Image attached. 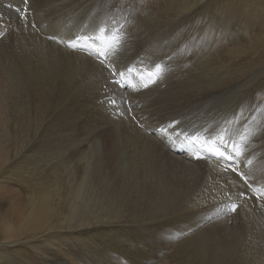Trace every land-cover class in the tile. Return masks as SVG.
Segmentation results:
<instances>
[{
	"label": "bare ground",
	"instance_id": "1",
	"mask_svg": "<svg viewBox=\"0 0 264 264\" xmlns=\"http://www.w3.org/2000/svg\"><path fill=\"white\" fill-rule=\"evenodd\" d=\"M143 1L29 0L26 26L16 11L22 0H0L1 80L15 99L13 133L7 145L0 138V154L8 158L0 162L1 177L37 175L49 184L24 194L13 237L79 232L101 242L100 249L124 251L127 234L135 241L134 261L93 248L108 264H264V102L256 101L264 67L213 76L206 58L219 34L232 36L231 58H240L264 46V29L245 39L205 16L206 0H170L175 18L148 24ZM203 18L209 21L201 25ZM115 21L124 25L123 47L101 64L98 29L111 34ZM79 34L92 40L78 50L48 39ZM109 61L141 73L160 64L164 72L148 87L136 75L117 87L108 84ZM106 93L127 104L115 112L103 103ZM172 122L174 130L160 131ZM222 129L229 144L220 147L233 160L205 149L196 159L190 149L170 146L184 142L183 133L210 140ZM245 131V142L230 136ZM233 147L243 154L235 156ZM232 203H239L235 213H217ZM10 259L2 264H17Z\"/></svg>",
	"mask_w": 264,
	"mask_h": 264
},
{
	"label": "rangeland",
	"instance_id": "2",
	"mask_svg": "<svg viewBox=\"0 0 264 264\" xmlns=\"http://www.w3.org/2000/svg\"><path fill=\"white\" fill-rule=\"evenodd\" d=\"M142 4L148 12H151L146 18L148 24L166 25L165 23L167 20L170 18L173 19V17L175 18V15L169 10L170 0H144ZM205 5V16L210 15V17H215V19L223 20V22L227 24V27L230 28L231 26V29L233 28V30L238 31L239 36L241 35L245 38L248 36V34H246L247 32L250 33V36H256L257 31L264 29V0H206ZM200 21L199 23L204 25L206 24L205 22L209 20L208 18H203ZM217 38L218 43L215 46L211 44L210 48L206 50V58L210 61L209 65L212 69L211 75L222 76L221 71L226 68L229 70L234 68L236 69L234 71H240V74H244L248 71L258 70V68L264 67V46H261V48L258 47L254 49V51L252 50L254 53L249 51L240 58H231L233 57L232 49L235 46V43H231L232 40H230L232 36L224 32L223 34H219L216 39ZM223 57L224 60L220 61ZM9 63H14V57H9ZM3 66L4 65L0 63V138H2L3 143L7 145L8 139L13 133L11 131L12 116L10 114L15 99L7 95L3 88V80H1V70ZM241 69L243 70L242 72ZM231 77L230 75L227 78ZM263 81L264 80H261L260 84L264 83ZM256 91L258 92L256 101L258 103H263L264 88H259ZM34 99L35 97L27 98L28 104H31ZM89 121L92 122L93 118H90ZM246 133V131L241 134L239 132V136L237 137L231 133L230 136H232L236 142L238 140L245 142ZM242 137H244L243 140L241 139ZM261 143H264V133H262ZM175 149L178 152L184 153L182 148L175 147ZM3 159H5L6 162L8 161V158H3L0 154V162ZM22 165L28 168V170L32 169L30 165H25L23 163ZM4 166L5 164L2 165V168H4ZM2 172L3 171L0 172V221L2 223L0 228V264L5 261L4 258H10V256V263L17 264H94V260L98 261L97 264H108L107 262L104 263L101 261V259H99L100 255L93 251V248H95V250L98 248L96 251H99L101 242H87L83 237L78 235L79 232L78 234L75 233V236L74 234H69L67 231H55L53 235L36 234L34 236L32 234H22L19 238L13 237L15 235L13 232L18 227V224L13 223V217L14 215L19 217L22 213L24 194L39 193L43 190V186H48L49 184L41 182L37 175L29 176L28 174H17L3 179L1 177ZM52 190L53 188H50V191ZM124 236L125 237L121 238V243L124 242V245L128 248L127 250H106L115 252L120 261H124V259L134 261L135 241L131 237H128L127 234H124ZM16 241L18 242L13 243ZM103 247L105 248L104 245ZM100 250L103 254L107 253L104 249Z\"/></svg>",
	"mask_w": 264,
	"mask_h": 264
},
{
	"label": "snow or ice",
	"instance_id": "3",
	"mask_svg": "<svg viewBox=\"0 0 264 264\" xmlns=\"http://www.w3.org/2000/svg\"><path fill=\"white\" fill-rule=\"evenodd\" d=\"M29 0H22V7H17L16 11L19 13L21 20L25 23L27 26L28 16L27 13L29 11ZM118 25V26H117ZM34 27V25H33ZM99 35L96 37V40H99L103 44V49L100 47H96L94 49L95 53L99 57H103L104 59L100 60L101 64H104L105 60H108V53L109 51L116 53L119 51L121 47H123L124 38L126 33L124 32V25H120L118 21H115L113 24V29L111 34H106L107 30L104 27H99L98 29ZM0 35H3L2 32H0ZM49 40L55 41L57 43H64L67 47L78 50L84 48L86 45L89 44V41L92 40V37L84 34L75 35L73 38L64 39L63 37H58L56 35L49 36ZM105 68L110 72V77L108 79L109 85H114L117 87H123L124 83H128L129 77L131 75L139 76L140 79L143 81L147 79V83H145L143 86L148 87L149 84L156 83L162 76L164 69L160 64H155L154 70L149 71L147 73H141L139 72L135 67L129 66L126 67L124 70H120L119 67L113 63L112 61H109L107 64H105ZM116 77H119L117 79ZM133 87H135L133 85ZM103 103L107 104L110 109L114 110L115 112H119V105L121 103L127 104V101L123 98H117L114 95L109 96L107 93L105 94V99ZM120 115H123V113H119ZM178 122H172L169 124L167 128H161L160 131L167 134L170 129L175 128L176 124ZM142 128L144 125H140ZM184 142L177 144L175 140H172L171 147H179V148H188L191 150V152L194 154V158L200 159V153L199 149H205L208 152L214 153L218 157H225V152L221 149L220 145L228 146L229 142L225 138L224 130L222 129L220 133H218L215 137L209 139L203 138L199 133L196 135L189 136L187 133H183ZM171 140V137H169ZM242 140L244 137L241 138ZM232 151L235 153V156H241L243 153L239 147H233ZM227 160H233L234 157L232 155H227L225 157ZM249 164L252 163L251 160L248 161ZM228 169H225L227 171ZM232 171L236 172L237 169L232 168ZM241 176H243V173H240ZM245 183L247 184V178L245 177ZM255 191V190H253ZM264 192V189L261 190ZM240 195L243 197L244 193L241 192ZM238 205L236 203H232L229 205H224L222 208L217 209V213L220 212H233L235 213L237 211ZM191 231V230H189Z\"/></svg>",
	"mask_w": 264,
	"mask_h": 264
}]
</instances>
